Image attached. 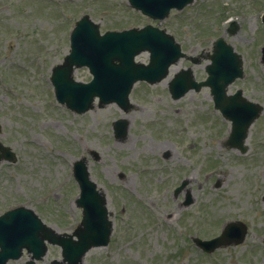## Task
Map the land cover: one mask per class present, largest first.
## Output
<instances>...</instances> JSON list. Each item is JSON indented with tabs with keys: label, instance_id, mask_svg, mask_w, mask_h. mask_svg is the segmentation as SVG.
I'll list each match as a JSON object with an SVG mask.
<instances>
[{
	"label": "rangeland",
	"instance_id": "1",
	"mask_svg": "<svg viewBox=\"0 0 264 264\" xmlns=\"http://www.w3.org/2000/svg\"><path fill=\"white\" fill-rule=\"evenodd\" d=\"M4 4L0 139L18 161L0 164V215L24 205L52 228L76 227L82 211L71 167L91 149L101 155L90 171L108 193L114 233L111 244L94 249L84 264H264V111L241 154L224 145L231 124L215 110L209 88L171 98L169 81L192 66L185 59L164 82L137 85L131 95L137 108L129 114L116 104L74 114L57 102L50 82L53 68L70 52L74 24L89 15L103 32L153 24L189 56L211 52L213 42L224 38L244 58L245 77L229 92L241 89L264 108V0H195L162 22L131 10L127 0H0ZM233 23L239 27L234 35ZM148 59L145 53L138 60ZM207 64L193 66L197 80L206 79ZM75 78L87 83L92 76L81 68ZM121 118L130 131L118 141L113 123ZM170 147L172 158L162 159ZM182 179L194 200L186 208L184 192L174 195ZM231 221L248 225L244 243L205 254L193 242L218 236ZM28 257L11 264H25ZM60 258V249L51 247L40 264Z\"/></svg>",
	"mask_w": 264,
	"mask_h": 264
},
{
	"label": "water",
	"instance_id": "2",
	"mask_svg": "<svg viewBox=\"0 0 264 264\" xmlns=\"http://www.w3.org/2000/svg\"><path fill=\"white\" fill-rule=\"evenodd\" d=\"M131 1L133 4L135 3V0ZM191 1L146 0L142 6L138 7L154 17L164 18L171 8L178 7L180 9ZM72 49V55L67 58L65 67L56 71L54 83L58 99L61 102H67L70 108L77 111L86 109L95 95L100 96L103 102L117 101L119 104L126 106L128 95L137 80L144 79L154 82L162 79L167 74L171 63L177 61L181 56L180 49L175 45L173 38L166 36L164 32L158 29L147 27L140 31L130 30L100 36L98 27L93 25L87 17L82 19L74 32ZM147 49L152 52L150 65L134 64V56ZM83 54L86 55L81 56ZM211 59L212 64L207 68L210 75L207 82L197 84L189 73H185V84L182 87L177 84L179 82L183 83L181 77L178 76L173 81L171 90L176 92L178 88L181 89V92L177 91L175 93V97H179L191 87L199 89L203 85L210 86L215 96L216 107L231 118L236 130L241 132V121L247 119L250 124L258 115V109L242 99L241 92L235 96H226L227 86L235 81L237 77L243 75L241 60L223 40L217 42ZM115 61H119L120 64L117 65ZM73 63L78 66L89 65L96 76L94 82L87 86L74 84L69 77ZM249 124L247 123L246 127ZM0 149L2 148L0 147ZM3 154L5 157L10 156L8 150H4ZM76 177L80 182L82 191L78 203L85 207L83 221L85 229L78 233L80 244H74L77 245L75 251H83L85 249L80 250V247L87 243L88 237L94 238L101 235V233L89 234L86 227H94V222H96L100 229H105L106 209L104 202H102L103 199L100 200L98 196L97 200L103 206L100 208V212L97 213L89 208V203L92 201L90 197L96 194L94 186L88 181V176L82 169H78ZM101 214L103 219L99 216L96 217ZM235 226H238V224L232 223L221 238L210 243H203L202 246L207 250H213L222 244L241 242L245 235V228L239 225L238 234L231 236L230 234L234 231L233 227ZM108 230V227H106L107 232ZM44 239L57 243L62 241L65 245L67 243V240L56 238L31 210L16 209L8 212L0 217V246L2 248L0 264H4L11 257H18L23 246L28 247L30 250L37 248V251H40ZM42 251L44 252L45 248Z\"/></svg>",
	"mask_w": 264,
	"mask_h": 264
},
{
	"label": "flooded vegetation",
	"instance_id": "3",
	"mask_svg": "<svg viewBox=\"0 0 264 264\" xmlns=\"http://www.w3.org/2000/svg\"><path fill=\"white\" fill-rule=\"evenodd\" d=\"M167 155V154H166ZM171 156V154L169 153V155H168V157H170Z\"/></svg>",
	"mask_w": 264,
	"mask_h": 264
}]
</instances>
